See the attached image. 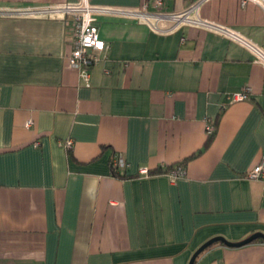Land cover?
<instances>
[{"label":"crops","instance_id":"0c3cea01","mask_svg":"<svg viewBox=\"0 0 264 264\" xmlns=\"http://www.w3.org/2000/svg\"><path fill=\"white\" fill-rule=\"evenodd\" d=\"M88 1L158 10L154 0ZM194 1L164 0L161 11ZM199 13L264 50L256 3L207 0ZM94 22L109 48L87 84L67 62L71 16L0 17V264H189L212 238L264 233V179L246 176L264 159L257 55L203 27L161 33L107 13ZM247 86L249 99H229ZM119 155L128 166L114 171ZM177 165L185 173L173 181ZM259 239L214 242L195 264H264Z\"/></svg>","mask_w":264,"mask_h":264},{"label":"built area","instance_id":"2783aa9c","mask_svg":"<svg viewBox=\"0 0 264 264\" xmlns=\"http://www.w3.org/2000/svg\"><path fill=\"white\" fill-rule=\"evenodd\" d=\"M207 0H195L190 6L171 12L161 11L164 0H154L156 11L148 9V3L144 2L137 7H120L108 5H94L88 0H80L77 3H55L43 5H26V6H4L0 7V17H27V18H57L64 19L71 16L74 19V40L73 48L67 58L68 64L79 71V74L85 83L91 80L90 68L100 62L102 57L100 53H105L109 45L99 38L97 27L95 25V15L100 13L116 14L121 16H129L140 19L150 24L153 29L161 33H170L177 31L182 26L193 25L203 27L209 30L219 32L229 38L243 44L252 50L264 65V50L259 48L249 39L234 31L232 28L220 23L210 21L201 17L199 10L201 4ZM242 7L248 2H254L264 10V0H239ZM166 23V24H165ZM251 96V88L244 87L241 91H237L228 95L231 101H240L249 99ZM32 120L27 121L30 126ZM208 135L213 133V126L207 125ZM67 148L72 147L73 140L71 138L64 141ZM128 163L124 157L119 155L112 161L114 171L127 168ZM185 173L183 166L177 165L169 169L168 174L171 180L175 181L179 176ZM152 171L148 167L138 169V175L148 177L152 175ZM246 176L248 178L264 179V159L250 169Z\"/></svg>","mask_w":264,"mask_h":264},{"label":"water","instance_id":"95a60500","mask_svg":"<svg viewBox=\"0 0 264 264\" xmlns=\"http://www.w3.org/2000/svg\"><path fill=\"white\" fill-rule=\"evenodd\" d=\"M259 238H262L264 239V233H261V232H256V233H253L252 235H250L249 237H247L246 239H243L241 241H237V242H232V241H229L223 237H215V238H212L208 241H206L205 243H203L192 255L190 261H189V264H195L196 262V259L197 257L200 255V253L205 250L207 247H209L211 244H213L214 242H217V241H222L224 242L225 244H227L228 246H242V245H245L247 243H250V242H253L254 240L256 239H259Z\"/></svg>","mask_w":264,"mask_h":264},{"label":"trees","instance_id":"16d2710c","mask_svg":"<svg viewBox=\"0 0 264 264\" xmlns=\"http://www.w3.org/2000/svg\"><path fill=\"white\" fill-rule=\"evenodd\" d=\"M116 171H117V170H116ZM158 171H160V172L162 171V172H163V171H166V170H165L164 168L160 167V168L158 169ZM259 240H263V239H259Z\"/></svg>","mask_w":264,"mask_h":264}]
</instances>
